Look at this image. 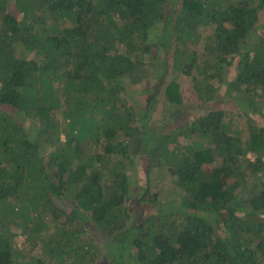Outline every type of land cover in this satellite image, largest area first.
Returning a JSON list of instances; mask_svg holds the SVG:
<instances>
[{
	"label": "trees",
	"instance_id": "trees-1",
	"mask_svg": "<svg viewBox=\"0 0 264 264\" xmlns=\"http://www.w3.org/2000/svg\"><path fill=\"white\" fill-rule=\"evenodd\" d=\"M0 264H264V0H0Z\"/></svg>",
	"mask_w": 264,
	"mask_h": 264
},
{
	"label": "rangeland",
	"instance_id": "rangeland-1",
	"mask_svg": "<svg viewBox=\"0 0 264 264\" xmlns=\"http://www.w3.org/2000/svg\"><path fill=\"white\" fill-rule=\"evenodd\" d=\"M152 58H153V60H152ZM148 62L157 63V64H159L162 67V65L160 64L161 63L160 52L154 51L153 54L151 55L150 61H148ZM163 69L165 71L164 72V76H163L162 80H158V81L155 79L154 76H150V74H154L156 72H154L151 68L148 71H146V76L149 75V78L145 77L144 80H142L140 83L137 84V87H138L137 88V92L134 95V99H136V103L143 104L144 101H145V96L143 97V93H144V90H145V87H146L145 84L148 83L147 85H150V86L156 85L157 92L159 94H162V93H164L165 86L169 83V81L171 79H174L176 76H177L176 78H178V79H183V78L179 77V74L175 75L171 71L170 67H168V66L165 67L164 66ZM194 73H196V71ZM225 83H223L221 85V87L215 92V98L207 101V105L210 106V107H215V108H220V109L221 108H226L228 110L229 114H231L232 112L235 113L234 102H232L231 98L225 93V88H224L225 87ZM184 88H183L184 95L190 97L189 98L190 102H195V99L193 97H191L192 96V94H191L192 90L189 88V86L186 85V86H184ZM161 106H162L161 102L157 101L156 102L157 109H156V112L154 114L155 117L157 116L158 110L161 109ZM196 109H197V107H195L194 109L193 108L188 109L186 115L188 116V115H191V114L195 113L194 110H196ZM232 115H234V114H232ZM181 120H183V118L178 120V121H176V122L171 123L170 126H175L177 124V122H179ZM245 121L246 120H245V118L243 116H241L239 114H235L232 117L230 122L232 124L236 123L237 125H239V124L242 125L243 123H245ZM246 125H247V123H246ZM164 130H166V127L164 128ZM42 148L45 149V150L48 149V147H45V146H42ZM159 178L161 179L163 177L159 176L158 180H159ZM168 183H169V180L167 178H165V179H163L161 181V185L169 186ZM168 189L170 191L169 187H168ZM169 191L166 192V193H169ZM15 243H16L18 248H21L24 245V236L23 235H19V236L15 237Z\"/></svg>",
	"mask_w": 264,
	"mask_h": 264
}]
</instances>
